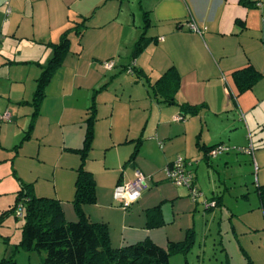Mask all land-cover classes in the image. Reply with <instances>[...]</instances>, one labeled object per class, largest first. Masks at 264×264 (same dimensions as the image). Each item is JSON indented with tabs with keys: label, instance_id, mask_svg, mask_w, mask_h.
I'll use <instances>...</instances> for the list:
<instances>
[{
	"label": "crops",
	"instance_id": "crops-1",
	"mask_svg": "<svg viewBox=\"0 0 264 264\" xmlns=\"http://www.w3.org/2000/svg\"><path fill=\"white\" fill-rule=\"evenodd\" d=\"M246 1L0 0V69H9L0 74V130L7 136L22 133L7 160L22 170L23 182L32 184L36 196L59 200L66 219L76 220L72 201L83 162L79 150L90 126L85 168L95 178L97 201L83 207L89 219L108 224L115 247L145 239L161 246L183 241L205 215L200 199L194 201L187 187L169 180L166 167L177 156L187 159L196 186L205 193L191 160L205 157L206 146L225 143L222 136L203 140V128L192 137L190 118L206 109L230 128L246 129L244 142L235 144L252 145L253 151L245 154L264 171V0ZM192 20L201 33L189 28ZM64 33L70 40L68 51L36 108L38 79ZM143 33L145 46L132 60ZM106 60L115 62L110 70L103 66ZM248 66L263 77L239 93L233 73ZM171 67L180 75L175 99L201 106L195 116L178 104H167L153 89ZM135 105L144 116L132 111ZM231 133L224 136L231 139ZM1 144L0 151L5 148ZM138 170L148 186L131 199L124 185ZM258 185H264V175ZM213 196L208 199L217 203Z\"/></svg>",
	"mask_w": 264,
	"mask_h": 264
},
{
	"label": "rangeland",
	"instance_id": "rangeland-1",
	"mask_svg": "<svg viewBox=\"0 0 264 264\" xmlns=\"http://www.w3.org/2000/svg\"><path fill=\"white\" fill-rule=\"evenodd\" d=\"M8 70V67L1 68L0 74L5 75ZM12 92H17V88ZM24 105V109L29 106ZM136 110H139L142 116L145 115V111L138 105H135L132 111L135 113ZM205 110L202 109L194 119L190 118L192 137L203 128V140L211 142L222 136L225 143L221 144L232 147L237 146L235 143L244 142L248 133L246 129H232L226 121L222 123L220 118ZM232 117L231 114L230 119ZM228 132H232L231 139L224 136ZM13 135V132H10V136L5 132L1 134L0 130V143L5 147L0 151V156L3 155L0 160V212L13 203L16 191L23 183H27L23 182L19 175L22 170L16 171V166L7 160L11 159L12 150L16 152V143L22 140V133L19 131ZM230 152L233 155L225 153L218 158L200 155L196 161L191 160L192 164L197 166L198 176L205 189V193L200 191L202 194L200 201L203 205H200V211L205 215V219L201 222V218H198L191 249L187 253L173 254L170 264H264V216L262 211L258 210L260 197L256 191L259 181L262 183L264 171L263 168L255 167L252 156L237 152L236 149ZM45 168L49 170V166ZM98 171L101 172L102 169L98 167ZM213 191L216 197L220 198V202L209 209H204L206 208L204 200L210 201L208 197L211 196L214 198ZM251 208L255 210L246 216V212ZM23 224L24 218L17 217V210L1 218L0 260L7 248L9 254H14L17 264H44V253L15 247L20 242Z\"/></svg>",
	"mask_w": 264,
	"mask_h": 264
},
{
	"label": "trees",
	"instance_id": "trees-1",
	"mask_svg": "<svg viewBox=\"0 0 264 264\" xmlns=\"http://www.w3.org/2000/svg\"><path fill=\"white\" fill-rule=\"evenodd\" d=\"M241 2L248 4L246 0H241ZM145 19L146 25L144 28L146 29L150 26L148 12H145ZM144 34L135 45L132 60L136 59V56L145 46ZM69 45L70 40L66 33L63 34L59 43L53 44V57L38 79V87L34 98L36 108L43 96L44 86L49 82L55 68L60 65ZM262 77V73L252 66L236 70L233 73V79L239 93L252 89ZM179 84L180 75L175 67H171L158 79L153 89L164 95L165 99L163 101L167 104H178L175 93L179 88ZM178 105L185 113L192 115L197 114L201 109V106L198 105ZM92 134V128L89 126L85 146L79 150L83 162L78 169L76 192L72 201L77 219L67 220L59 200L36 196L32 184L23 183L17 192L15 203L0 214L1 220L5 214L23 206V216H21L24 218L22 236L15 247L44 253V264H170L173 254L187 253L194 244L195 231L193 229L187 231L183 241L170 242L166 247L153 242L151 239L115 247L111 243L108 224L94 222L89 219L83 207L97 201L95 178L85 168V158L87 151L90 150ZM217 145L219 144L204 148L206 157L210 156V151ZM226 146H228V150L224 153L234 149L237 152L249 153L245 150L249 146ZM189 170L191 171V169ZM256 191L259 194L260 207L264 213V185H257ZM219 199L218 197L216 204H219ZM0 264H17L14 254H9L6 249V254L0 260Z\"/></svg>",
	"mask_w": 264,
	"mask_h": 264
},
{
	"label": "built area",
	"instance_id": "built-area-1",
	"mask_svg": "<svg viewBox=\"0 0 264 264\" xmlns=\"http://www.w3.org/2000/svg\"><path fill=\"white\" fill-rule=\"evenodd\" d=\"M189 28L195 32L201 33V29L194 20L189 22ZM114 64L115 62L113 60H106L103 62V66L109 70L113 68ZM134 66L135 63H132L128 67L127 71L129 73H133ZM175 119L182 120L183 117L177 116ZM226 150H228V146L224 144H219L210 151V156L217 157L218 155L224 153ZM245 150L250 153L253 151V146L250 145ZM189 165L190 162L187 159H184L182 156H177L175 160L172 161V163L167 165L166 176L176 185L187 187L189 189L191 198L194 201H197L198 199H200L202 194L194 183V175L192 171L188 169ZM147 186L148 185H147L146 176L141 171L138 170L136 172L135 179L124 185V191L129 198L136 199L140 196L141 192L147 188ZM204 203L208 208L216 205V202L211 200L210 201L204 200ZM129 205H130L129 203L125 204V208L128 207ZM17 216L18 217L23 216V206H20L17 209Z\"/></svg>",
	"mask_w": 264,
	"mask_h": 264
}]
</instances>
